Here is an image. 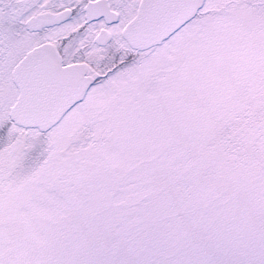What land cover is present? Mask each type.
<instances>
[{"label":"snow or ice","instance_id":"obj_1","mask_svg":"<svg viewBox=\"0 0 264 264\" xmlns=\"http://www.w3.org/2000/svg\"><path fill=\"white\" fill-rule=\"evenodd\" d=\"M0 264H264V0H0Z\"/></svg>","mask_w":264,"mask_h":264}]
</instances>
